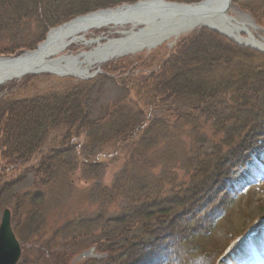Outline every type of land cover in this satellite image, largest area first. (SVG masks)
<instances>
[{
  "label": "rangeland",
  "instance_id": "1",
  "mask_svg": "<svg viewBox=\"0 0 264 264\" xmlns=\"http://www.w3.org/2000/svg\"><path fill=\"white\" fill-rule=\"evenodd\" d=\"M31 3L32 0H0V56L33 50L45 40L47 32L42 34L35 22H27L21 15L32 8ZM230 15L241 20L249 18L264 30V0H238ZM111 33L105 34L108 37ZM195 33L181 37L171 47L164 44L149 53L110 62L89 80L44 75L11 82L0 88V104L11 100L28 106L33 99L83 83L95 86V114L113 102H126V114L139 112L167 118L170 123L165 128L173 130L176 117L190 113L194 100L183 94L169 98L154 90H161L160 79L181 42ZM82 49L72 51L77 54ZM251 63L264 73L262 58ZM211 69L210 80L222 77L225 71L216 66ZM149 98H154L150 106ZM258 113L260 119L235 139L210 137L198 148L190 166L183 161L185 151L175 139L160 136L159 149L173 152L169 157L162 152L160 162L158 158L153 166L149 165L148 176H129L123 170L134 148H123L117 138L90 144L87 132L78 125L50 130L39 150L18 160L11 159L2 148L0 132V222L4 210L9 209L17 236L26 243L23 256L28 264H57V260L58 264H131L141 246L163 251L166 242L178 234V245L164 264H203L202 257L210 264H226L229 258L235 264L231 255L241 251L245 241L264 235V108ZM221 143L220 151L217 145ZM71 146L77 153L66 154L64 161H71V166L75 163V175L71 167L62 174L63 182L46 184L41 175L32 172L39 169L48 153ZM21 159L25 163L21 164ZM95 163L98 165L92 168ZM67 168L70 167L63 170ZM114 182L117 189L110 195L112 191L107 192L106 187L112 189ZM137 185L140 188L135 190ZM37 192L44 193L45 200L43 206L37 207L40 219L35 222L22 216L19 203L21 195L34 197ZM166 208L170 212L163 214ZM30 221L34 226L27 230ZM184 228L185 235L180 236ZM259 246H246L244 258H251V248ZM242 260L235 259L236 264Z\"/></svg>",
  "mask_w": 264,
  "mask_h": 264
},
{
  "label": "trees",
  "instance_id": "2",
  "mask_svg": "<svg viewBox=\"0 0 264 264\" xmlns=\"http://www.w3.org/2000/svg\"><path fill=\"white\" fill-rule=\"evenodd\" d=\"M41 1L44 5L42 23L47 29L75 16L137 0ZM35 5H38V2ZM257 57L264 60L263 55L242 49L207 30L197 32L182 41L180 48L169 61L168 71L163 79H160L161 90H154L161 96L167 95L170 98L183 94L194 100L190 113L184 117H176L173 123L176 127L173 130L165 128L170 123L167 118L153 117L139 112L134 115L126 114L128 109L126 102H113L104 108L102 113L95 114L92 107L96 97L95 86L83 83L68 90L64 89L33 99L28 106L22 105V102L4 100L0 104L2 148L11 159L30 157L40 149L50 130L64 125H78V129L87 132L90 144L99 140L111 142L117 138L123 148H134L129 156V164L123 169L129 176H148L149 165L153 166L158 158L160 162L162 152L166 151L164 152L166 157L172 154V149H159L160 136L174 138V141L185 151L183 161L190 166L192 160L197 157L198 148L208 142L210 137L220 140V136H224L227 141L235 139L260 119L261 114L258 112L264 108V73L260 72V68L254 69L251 63ZM211 65L218 67V70H225L221 74L222 77L219 75L210 80L213 71ZM147 93L152 94V92ZM153 101L154 98L147 99V105H152ZM181 123L182 126L179 127ZM77 133L80 134L79 131ZM221 147L222 143L220 146L217 145V150L221 151ZM75 153H77L76 148L72 146L54 150L42 159L39 169L32 172L41 175L46 184L63 182L62 174H67L66 171L71 170V167L72 174H76L74 171L76 168H73L75 163L71 166V161H68L69 163L64 161L66 154L72 156ZM20 161L21 164L25 163L22 159ZM96 165L98 164H93L92 168ZM65 166L70 168L63 170ZM139 188L137 185L134 189ZM106 189L107 192L112 191L110 195H113L117 183L114 182L112 189L107 187ZM44 197V193L40 192L34 197L29 194L21 195L19 208L22 216L35 222L40 219L37 207L43 206ZM169 212L170 209L166 208L162 213ZM33 226L30 221L26 229L31 230ZM185 230L187 229L184 228L180 236L185 235ZM178 236L179 234L170 242H166L163 251H157L154 246L149 249L141 246L142 249L137 252L136 260L130 261L131 264L169 262L173 254L172 250L178 245ZM22 243L26 244L23 241ZM38 260H41L39 256ZM19 264H28V261L24 260L23 256Z\"/></svg>",
  "mask_w": 264,
  "mask_h": 264
},
{
  "label": "bare ground",
  "instance_id": "3",
  "mask_svg": "<svg viewBox=\"0 0 264 264\" xmlns=\"http://www.w3.org/2000/svg\"><path fill=\"white\" fill-rule=\"evenodd\" d=\"M230 2L232 8L233 0H205L196 6L166 9L160 0H152L149 7L97 11L51 30L35 53L19 60L0 57V88L42 74L88 80L110 62L149 53L164 44L171 47L199 27L214 29L242 48L264 52V30L249 18L238 19L230 10L225 13ZM106 31H112V36L103 34ZM75 48L83 49L74 54ZM263 238L245 246L260 244ZM239 257L245 260L244 255ZM230 259L226 264H231Z\"/></svg>",
  "mask_w": 264,
  "mask_h": 264
},
{
  "label": "water",
  "instance_id": "4",
  "mask_svg": "<svg viewBox=\"0 0 264 264\" xmlns=\"http://www.w3.org/2000/svg\"><path fill=\"white\" fill-rule=\"evenodd\" d=\"M233 1H235V0H233ZM151 2H152V0L142 1V2H139L135 5H132V8L149 7ZM161 3L164 4V8H166V9L177 8L179 6H181V7L186 6V5L176 4V3H165V2H161ZM202 3H200V4H202ZM230 4H231V2L227 4V6L224 10L225 13H227V11L229 10ZM192 6H196V5H192ZM209 29L212 31H216V30L211 29V28H209ZM38 49H39V47H38ZM261 53H264V52H261ZM20 58H22V57H20ZM20 58L13 59V60H19ZM20 257H21V247H20V244L18 243V241L16 240V237L12 231L11 214H10L9 210H5L3 217H2V222L0 225V264H18Z\"/></svg>",
  "mask_w": 264,
  "mask_h": 264
},
{
  "label": "clouds",
  "instance_id": "5",
  "mask_svg": "<svg viewBox=\"0 0 264 264\" xmlns=\"http://www.w3.org/2000/svg\"><path fill=\"white\" fill-rule=\"evenodd\" d=\"M203 264H210V260H208L206 257H202Z\"/></svg>",
  "mask_w": 264,
  "mask_h": 264
}]
</instances>
